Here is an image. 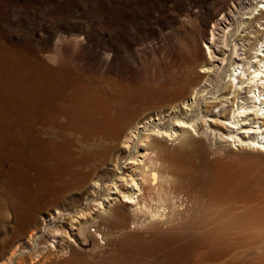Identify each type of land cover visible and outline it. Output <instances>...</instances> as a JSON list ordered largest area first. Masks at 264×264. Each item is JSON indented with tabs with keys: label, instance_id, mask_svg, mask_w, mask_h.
I'll list each match as a JSON object with an SVG mask.
<instances>
[{
	"label": "rangeland",
	"instance_id": "obj_1",
	"mask_svg": "<svg viewBox=\"0 0 264 264\" xmlns=\"http://www.w3.org/2000/svg\"><path fill=\"white\" fill-rule=\"evenodd\" d=\"M244 1L0 0V61H2L0 80L7 77L0 83L3 85L5 83L4 88L9 86L12 92L0 89V122L3 124H0V196H2L0 197V262L8 259L12 248L18 247L20 243H23L22 248H24L27 242L30 244L38 242L35 246L39 249L45 247L51 250L52 247V253L47 257L50 261L47 264H87L92 259L101 260L97 251L94 255L86 253L92 247V240L90 237L85 239L86 235L78 232L77 224L72 227L70 223H66V232L63 234L51 233L49 229H45L43 233L41 229L49 223L60 222V212L57 210L62 211L75 205H86L88 202L90 206L85 211L88 214L85 216L81 214V219L94 218L103 211L104 207L108 208L119 198L125 199V195L130 191L135 192L134 196L137 200L138 195L144 194L145 196L148 192L151 193L145 186L143 190L136 186V190L133 191V182L129 180L125 182L126 178L131 179L130 176L134 173L132 163H124L129 156V150L118 148L125 137L118 142L110 140L114 148L109 149L103 155L105 157L98 156L99 158H92L87 164L81 165H77L71 158L72 160L65 165L67 168L62 167V170L64 168L71 171L90 170V173L82 186L70 191L57 190L48 183L47 178L50 177L47 167L52 166L51 160L47 165L36 168L32 160L34 159L32 152H35V149L38 151L44 143L59 138L56 129L65 118L58 116V122H54L50 127L47 126L48 128L44 121L47 114H50L56 108V104L61 101L60 93L62 94L65 88L68 96L63 98L71 99L73 84L67 82L68 78L76 77L83 81L78 84L89 85L93 90L104 86L110 93H116V104L123 103L124 108L128 105V115L133 120L129 124L130 128L127 129L134 128L137 121L145 120L146 116L148 119L151 116L154 118L164 116V124L161 125H167L168 121L165 119L163 109L175 100L183 99L179 96L181 94V91H178L179 87L189 84L192 75L195 74L194 76L198 77L196 74L198 75V69L201 68V63L205 59L204 49L207 50L211 42L213 25L223 16L231 14L239 3L243 7ZM261 19L264 21V18ZM214 30L216 32L221 29L216 26ZM14 57L19 61L17 62ZM13 60L15 64L12 63ZM8 65H14L15 68H8ZM46 68L55 70L53 79L52 72L47 71ZM9 69L13 71V74ZM41 69H44V79L48 78V88L46 94L36 97V94H33V79L36 72ZM194 69L195 73H193ZM19 76L22 77L19 78ZM18 78L20 81L23 78L24 80L20 82ZM12 81H15V84L20 82L19 85L17 84L19 87H16ZM149 87L157 89L170 87L167 90L170 92L173 89L175 94L169 93L168 100H159L157 95L153 97L149 94ZM20 89L23 92L19 91ZM58 94L60 98L57 99ZM26 99L29 101L27 102ZM30 100L32 103L29 104ZM52 101L57 103L54 105ZM43 104L45 106H42ZM45 107L48 112L44 111ZM228 107L230 108L231 105ZM30 110L34 111L30 113ZM22 112H26L27 116L30 114L29 118L24 113V115L19 114ZM243 113L240 119L246 118V113ZM249 113H251L250 110L247 111V114ZM40 116L45 120H42ZM250 116L251 114L249 118ZM7 119H11V122ZM15 119H17L16 122H14ZM36 121L41 122L36 123ZM36 125L42 127V130H39L40 134H43L37 146L33 142L36 137ZM16 127L21 128L19 132L22 136L14 140L11 137H14L13 132H16ZM22 129L25 132L20 131ZM70 133L74 135V132ZM214 134L216 135L214 147H211L205 140L209 159L215 168L221 170L225 179L235 187L238 196L224 199L223 196L207 190L205 200L206 205L208 201L213 202L214 207L212 208L228 209L219 215L221 222L228 225V243H200L195 254L186 255L181 264H264V153L242 147L238 136L234 138L226 135L222 138L220 132ZM231 138L239 141L235 142L237 145L232 143L234 140ZM74 139L77 144L75 143L72 148L73 153H76L79 143H87L80 136L74 135ZM17 140L23 143L18 144ZM98 141L99 136H94V144L97 146L100 143ZM168 143L175 148L181 145L169 139ZM142 144L140 152L137 153L140 158L149 152L145 149V142ZM196 157L202 158L201 153H197ZM200 158H198L199 162ZM118 162L122 165L126 164L127 167L121 176L116 177ZM215 175V173L212 174V185H215L218 191L219 184L218 179L214 178ZM136 177L140 178L138 180L141 183V175L138 174ZM113 181L116 183H112ZM105 182L110 187L105 191L103 189L102 193L105 195L101 197L97 190ZM14 194L18 197L16 209L27 211L31 202L33 204L36 219L29 229L15 227L14 205L11 206L16 200ZM135 200H129L130 202L125 204L121 203L122 214H127L130 225L134 227L133 230L154 229L151 226L150 222H153L151 220L147 224L132 222L134 209L137 207ZM227 205L230 207H224ZM255 207L257 212L253 213L252 209ZM204 210L195 211L192 207L185 205L177 224L182 225L191 219L197 221L193 211L204 216L209 215ZM167 216L170 218V213ZM238 221L241 222L239 229L235 228ZM154 223L160 229L169 228L166 221L161 223L155 221ZM206 224L210 228L208 234L212 236L209 238L212 242H216L218 235L211 231V228L219 231L223 229L217 228L211 218ZM32 231L35 235L30 234ZM204 231L203 225L199 230H192L191 235H194L192 238L204 234ZM37 235L40 236L36 237ZM63 238L70 240L73 248L77 249L76 252L80 253L54 252V249L58 250L61 247L60 243ZM228 244L232 246H226ZM215 246L219 248L216 250ZM227 247L230 249L227 250ZM155 258L164 257L154 254L149 256V261ZM15 261L16 259L12 260L13 263ZM41 262L39 264H42ZM135 264H142V262ZM159 264H163V261Z\"/></svg>",
	"mask_w": 264,
	"mask_h": 264
},
{
	"label": "bare ground",
	"instance_id": "obj_2",
	"mask_svg": "<svg viewBox=\"0 0 264 264\" xmlns=\"http://www.w3.org/2000/svg\"><path fill=\"white\" fill-rule=\"evenodd\" d=\"M257 3L261 5H257ZM263 15L264 0H257V2L255 0H245L243 7L239 3L235 10L231 11V14L223 16L222 19H219L213 25L211 42L208 44L207 50L204 49L205 59L202 58L204 62H200L201 68L198 66L200 68L198 69L199 72H197L198 75L196 74L198 77L196 78L195 74L192 75L193 81L191 80L184 87H179L180 90L178 91H181L179 96H182L183 99H177L170 106L163 109L165 119L168 121L167 125H161L162 123L164 124V116L156 118L151 116L150 119L146 116L145 120H138L134 128L127 129L130 128L129 124L133 120L128 115V105L124 108L123 103L120 105L116 104V93H110L104 86L93 90L89 85L78 84L83 82L80 79L73 76L69 77L67 82L73 84L71 99L69 100V97L67 100L63 98L68 96L65 88V91L62 94L60 93L62 96L61 101L58 104L52 101L54 105L56 104V108L52 112L49 111L51 113L47 114L46 120L43 118L46 127L58 122V116L65 118L62 123L58 124V129H56L59 138L44 143L38 151L36 149L35 152L31 151L32 154L34 153V159H31L34 160L36 168L47 165L48 161L51 160L52 166L47 167L48 176L50 177L47 178L48 183L57 190L70 191L82 186L90 170H68L65 165L69 161L73 159L77 165H81L87 164L92 158L105 157L103 155L109 149L114 148L110 140L118 142L122 137H125L118 148L129 150V156L124 163H132L131 166L134 167V173L130 176L131 179L126 178L125 182H128V180L133 182V191L136 190V186H139L140 190H143L145 186L151 193L148 192L145 196L144 194L138 195L137 200L136 196H134L135 192L130 191V193L125 195V199L119 198L115 203L110 204L108 208L104 207L103 211L94 218L81 219V214L84 216L88 214L85 212L90 206V204H87L88 202H86V205H75L62 211L57 210L60 212V222L49 223L48 226L41 229V232L44 233L45 229H49L51 233L60 232L63 234L66 232V223H70L72 227L77 224L78 232L86 235L85 239L90 237L92 240V247L86 253L94 255L97 251L101 256V260L95 261L92 259L87 264H135L137 262L159 264L160 261H163V264H181L186 255L195 254V250L200 243L227 244L229 237L228 225L221 222L219 215L228 211V209L219 210L212 208L214 207L212 201H208L206 205L205 195L208 193L207 190H211L214 194L228 199L238 196V193L235 187L225 179L221 170L215 168L212 164L208 156L205 140L211 147H214L216 140L214 133L220 132L222 138H225L226 135L234 138L238 136L242 147L264 153V21L261 19L264 18ZM216 26H219L221 30L215 32ZM14 59L16 58L14 57ZM9 65L8 68L14 67V65ZM46 69L52 72L51 77L53 79L55 70ZM43 72L44 69L37 71L33 79V94H36V97L47 93L48 78L44 79ZM193 73H195V69ZM16 75L15 77H17ZM21 77L19 76V78ZM14 82L13 84L19 87L18 83L20 82L17 83L18 85ZM4 85L3 87L0 86V89L6 92L10 90L11 92L9 86L4 88ZM164 88L149 87L148 91L153 97L157 95L159 100H168L169 93L175 94V91L173 92V89H171L172 92H169L168 88L170 87L167 88L168 90ZM19 91L23 92L21 89ZM36 97L34 95V98ZM56 97L57 99L60 98L59 94ZM19 103L21 104V101ZM39 104L41 103L39 102ZM229 105H231L230 108L228 107ZM23 106L25 108V105ZM42 106H45V104ZM46 107L44 109L45 112L47 111ZM248 110L251 113L247 114ZM27 111L29 112V109ZM32 112L30 110V113ZM243 112L247 116L240 119ZM23 113L27 116L26 112L19 114L24 115ZM37 115L39 116V114ZM37 115L36 118H38ZM156 120L159 121L156 122ZM242 120H245V122H242ZM16 121L17 119L14 120V122ZM39 122L36 121V123ZM0 124L3 125L1 122ZM7 125L9 124L7 123ZM36 127V137L34 134L35 141L33 140V142L37 146L42 140L43 134H40L42 127L37 125ZM19 129L16 127V132H13L15 135L13 134L14 137L11 138H14V140L20 136ZM71 131L74 132L76 137L80 136L87 143H79L76 153H73L72 146L76 142L74 135L70 133ZM94 136H99V146L94 144ZM168 139L175 140L181 145L175 148L168 143ZM233 140V144L239 142L236 139ZM23 142L20 143L19 141L18 144ZM143 142H145V149L149 152L143 158H140L137 153L140 152L139 149L142 147ZM235 145L237 144L235 143ZM197 153H201L202 158L196 157ZM198 158L201 159L200 162ZM88 165L94 166L92 164ZM62 167L66 168L62 170ZM125 167H127L126 164L117 166L116 177L121 176L125 172ZM213 173L216 174L214 178L218 179V191L217 187L212 185ZM138 174L141 175V183L138 180L140 178L136 177ZM112 183L115 184L116 182L113 181ZM101 186L97 191L102 197V195H105L102 193L103 189L105 191L110 186L107 182ZM122 192L125 193L123 190ZM14 195L16 200L11 206L14 205L15 227L29 229L36 219L33 204L31 202L27 211H20V209H16L18 197L16 194ZM129 200H135V205L137 206L134 209L132 222L134 224H147L151 220L153 221L150 222L151 226H153L152 228L155 231L154 229H149L148 231L133 230L134 227L130 225L127 214H122L121 203H129ZM185 205L192 207L195 211L205 209L204 211L209 213V215L204 216L193 211L192 213L196 216L197 221L191 219L179 225L177 222ZM224 207L228 208L230 206ZM252 212L256 213L257 208L252 209ZM168 213H170V218L167 216ZM210 218L214 220L217 228L223 229V231H219L211 228V231L218 235L216 242H212L209 238L212 236L208 234L210 228L206 222ZM155 221L159 223L166 221L169 224V228L160 229L154 223ZM202 225L204 226L205 235L200 234L192 238L194 235H191V231L201 229ZM240 227L241 222L238 221L235 228L239 229ZM30 234L35 235L34 231ZM38 236L40 235L36 237ZM27 244L24 248H22L24 246L23 243H20L18 247L12 248L8 259L1 261L0 264H39L41 261L42 264H47L50 261L47 257L52 253V247L51 250L45 247L39 249L38 246H35L38 242L33 244L27 242ZM60 246L58 250H55L53 246L54 252L63 254L68 252L80 253L76 252L77 249L73 248L72 242L67 238L61 239ZM226 246H232V244ZM215 247L216 250L219 248ZM229 249L227 247V250ZM164 250L167 251L164 252ZM160 251L162 253H159ZM154 254L165 259L155 258L149 261V256ZM15 259L16 261L13 263L12 260Z\"/></svg>",
	"mask_w": 264,
	"mask_h": 264
}]
</instances>
